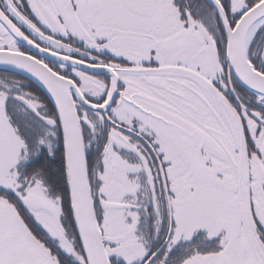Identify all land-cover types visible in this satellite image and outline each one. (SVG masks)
Masks as SVG:
<instances>
[{"label": "snow or ice", "instance_id": "obj_1", "mask_svg": "<svg viewBox=\"0 0 264 264\" xmlns=\"http://www.w3.org/2000/svg\"><path fill=\"white\" fill-rule=\"evenodd\" d=\"M0 264H264V0H0Z\"/></svg>", "mask_w": 264, "mask_h": 264}]
</instances>
